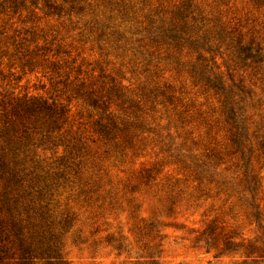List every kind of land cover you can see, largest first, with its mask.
<instances>
[{
    "label": "rangeland",
    "instance_id": "rangeland-1",
    "mask_svg": "<svg viewBox=\"0 0 264 264\" xmlns=\"http://www.w3.org/2000/svg\"><path fill=\"white\" fill-rule=\"evenodd\" d=\"M0 264H264V0H0Z\"/></svg>",
    "mask_w": 264,
    "mask_h": 264
},
{
    "label": "trees",
    "instance_id": "trees-1",
    "mask_svg": "<svg viewBox=\"0 0 264 264\" xmlns=\"http://www.w3.org/2000/svg\"><path fill=\"white\" fill-rule=\"evenodd\" d=\"M216 79V78H215ZM205 83L206 85H209L213 90H216L217 93L223 95V110H224V113L225 115L227 116V120L229 121H233V117H234V114L233 112L228 108L229 107V103H228V99L226 98V91L222 88V86L218 83V84H215V83H212L210 82L209 79H206L205 80ZM225 93V94H224ZM234 122V121H233ZM236 141V139H235ZM237 143V142H235ZM238 145V144H236Z\"/></svg>",
    "mask_w": 264,
    "mask_h": 264
}]
</instances>
